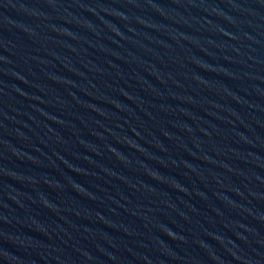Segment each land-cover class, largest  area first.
I'll list each match as a JSON object with an SVG mask.
<instances>
[{"label": "water", "instance_id": "95a60500", "mask_svg": "<svg viewBox=\"0 0 264 264\" xmlns=\"http://www.w3.org/2000/svg\"><path fill=\"white\" fill-rule=\"evenodd\" d=\"M0 264H264V0H0Z\"/></svg>", "mask_w": 264, "mask_h": 264}]
</instances>
